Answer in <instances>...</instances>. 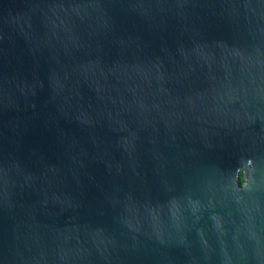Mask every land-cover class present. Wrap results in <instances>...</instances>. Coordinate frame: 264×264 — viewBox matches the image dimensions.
<instances>
[{"label": "water", "instance_id": "obj_1", "mask_svg": "<svg viewBox=\"0 0 264 264\" xmlns=\"http://www.w3.org/2000/svg\"><path fill=\"white\" fill-rule=\"evenodd\" d=\"M0 264H264V0H0Z\"/></svg>", "mask_w": 264, "mask_h": 264}, {"label": "trees", "instance_id": "obj_2", "mask_svg": "<svg viewBox=\"0 0 264 264\" xmlns=\"http://www.w3.org/2000/svg\"><path fill=\"white\" fill-rule=\"evenodd\" d=\"M244 182V179H243V176H241V184H243Z\"/></svg>", "mask_w": 264, "mask_h": 264}]
</instances>
